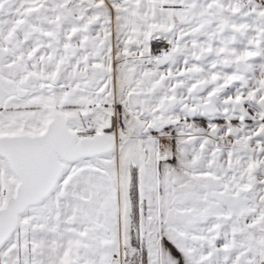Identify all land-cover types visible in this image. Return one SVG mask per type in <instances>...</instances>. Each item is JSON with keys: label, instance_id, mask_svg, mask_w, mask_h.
Segmentation results:
<instances>
[{"label": "snow or ice", "instance_id": "obj_1", "mask_svg": "<svg viewBox=\"0 0 264 264\" xmlns=\"http://www.w3.org/2000/svg\"><path fill=\"white\" fill-rule=\"evenodd\" d=\"M0 264H264V0H0Z\"/></svg>", "mask_w": 264, "mask_h": 264}]
</instances>
